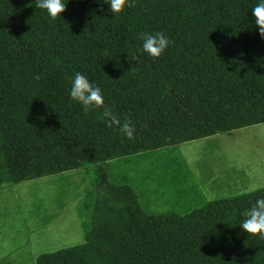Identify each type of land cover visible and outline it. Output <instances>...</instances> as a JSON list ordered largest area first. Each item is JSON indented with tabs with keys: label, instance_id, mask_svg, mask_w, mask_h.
<instances>
[{
	"label": "trees",
	"instance_id": "obj_1",
	"mask_svg": "<svg viewBox=\"0 0 264 264\" xmlns=\"http://www.w3.org/2000/svg\"><path fill=\"white\" fill-rule=\"evenodd\" d=\"M255 2L133 0L113 16L107 4L69 0L62 18L51 20L32 0H0V188L85 165L95 171L85 241L42 253L37 264H264V238L238 226L264 187L158 212L142 202L150 186L119 168L128 157L264 122ZM153 30L172 41L155 60L138 38ZM76 71L134 124L130 139L104 123L102 109L85 112L70 99ZM168 156L163 168L177 162ZM59 194L47 200L65 199Z\"/></svg>",
	"mask_w": 264,
	"mask_h": 264
},
{
	"label": "rangeland",
	"instance_id": "obj_2",
	"mask_svg": "<svg viewBox=\"0 0 264 264\" xmlns=\"http://www.w3.org/2000/svg\"><path fill=\"white\" fill-rule=\"evenodd\" d=\"M166 156L176 157L177 162L163 168L159 161ZM124 160L126 163L119 164L121 171L128 169L137 185L150 186L148 192L143 191L144 206L148 200L150 208L158 212L163 208L185 212L218 198L264 187V122L179 143L173 149L161 148L147 157L139 154ZM132 161L139 164L134 166ZM130 163L134 167L128 166ZM92 167L85 165L56 176L3 184L0 264H37L42 253L85 241L83 224H87L92 212L88 203L95 198L86 196L95 174ZM156 174L161 175L157 178ZM58 193L65 199L57 196L47 200ZM41 199L44 202L39 210ZM52 199L54 202H50ZM46 208L54 216L44 217Z\"/></svg>",
	"mask_w": 264,
	"mask_h": 264
},
{
	"label": "clouds",
	"instance_id": "obj_3",
	"mask_svg": "<svg viewBox=\"0 0 264 264\" xmlns=\"http://www.w3.org/2000/svg\"><path fill=\"white\" fill-rule=\"evenodd\" d=\"M69 0H32L36 9L44 10L51 20L62 18V13L66 9ZM97 3L107 4L113 16L123 12L127 7H131L133 0H96ZM251 16L257 26L259 35L264 39V0H256L251 7ZM140 50L147 56L155 60L162 57L172 41L170 37L162 32L153 30L152 32H142ZM135 60L136 57L134 56ZM69 79L68 96L72 101L82 106L85 112L90 109H102L101 116L108 126H117L120 133L131 138L135 126L127 117L120 119L113 110L106 105L105 96L100 86L91 80L87 74L76 71ZM255 186H253V189ZM239 228L246 234H259L264 238V197L258 196L249 207L241 212Z\"/></svg>",
	"mask_w": 264,
	"mask_h": 264
}]
</instances>
